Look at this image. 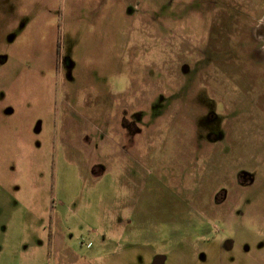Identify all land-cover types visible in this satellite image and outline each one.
I'll list each match as a JSON object with an SVG mask.
<instances>
[{
	"label": "rangeland",
	"instance_id": "obj_1",
	"mask_svg": "<svg viewBox=\"0 0 264 264\" xmlns=\"http://www.w3.org/2000/svg\"><path fill=\"white\" fill-rule=\"evenodd\" d=\"M0 264H264V0H0Z\"/></svg>",
	"mask_w": 264,
	"mask_h": 264
}]
</instances>
